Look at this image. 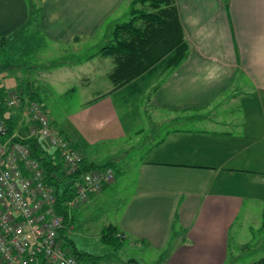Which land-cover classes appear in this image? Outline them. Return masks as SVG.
<instances>
[{"label": "crops", "instance_id": "crops-1", "mask_svg": "<svg viewBox=\"0 0 264 264\" xmlns=\"http://www.w3.org/2000/svg\"><path fill=\"white\" fill-rule=\"evenodd\" d=\"M29 1L34 10L28 0H0V48L32 29L35 50L68 48L74 63L86 66L91 58L78 56L83 43L131 0ZM175 4L188 44L183 62L173 71L158 65L119 89L111 84L95 92L99 100L129 88V98L140 96L138 82H147L159 68L161 80L149 93V105L134 111L125 101L121 117L111 103L85 109L90 115L82 129L106 130L102 141L123 140L113 156L118 177L87 203L105 205L106 225L125 240L162 251V264H237L235 253L249 250L252 234L240 219L264 208V0ZM106 60L101 57L95 68L107 66ZM71 74L87 83L93 73L72 68ZM2 83L4 94L23 90L28 100H37L32 83ZM132 110L138 115L130 116ZM4 117H11L13 134L23 136L32 126L25 105ZM260 220L262 231L264 214Z\"/></svg>", "mask_w": 264, "mask_h": 264}, {"label": "rangeland", "instance_id": "rangeland-1", "mask_svg": "<svg viewBox=\"0 0 264 264\" xmlns=\"http://www.w3.org/2000/svg\"><path fill=\"white\" fill-rule=\"evenodd\" d=\"M126 3L118 11L115 18L109 20L100 28L91 41L86 42V44L83 43L84 45L78 56L85 55L87 58H91L86 66H79L76 62L74 63L72 53L68 48L64 51L51 50L49 47L46 51L42 49L35 50L36 38L32 33V29L15 37L9 42L8 47L0 48V69H4L0 70V82L3 81L2 84L6 87L10 84L14 85L17 80L22 84L32 83L34 88L37 89V100L45 108L49 120L55 121L56 130L63 132L61 135L72 144L77 143L82 150L81 152H85L92 162L98 164L113 160L114 152L120 150L123 140L102 141L100 139L106 130H95L97 131L95 132L87 128L82 129V125H80L82 119L90 115L89 111H85L86 107L105 106L106 103H111L116 108L118 114L116 115L121 117L124 102L130 101L137 107L133 110L138 109L140 111V107L149 105V93L161 80V71L158 68L148 78L147 82L145 80L144 82H138L143 90L140 96L129 98L125 91L130 88L117 97L110 96L99 100L95 96L97 90L104 92L107 88H111V83L105 76L106 70H109L108 61L111 58L108 57V60H106L107 66L100 67V69L95 68V66L101 58L99 56L100 49L110 43L113 28L128 22L131 18L129 3ZM107 27L110 28V31ZM50 52L52 53L51 57ZM47 62L49 64L45 65ZM72 68H87L93 74L87 75V83H84L79 81V76L71 74ZM2 75L4 79H1ZM119 107L121 108L119 109ZM133 110L130 116L135 117L138 113L133 114ZM147 116L148 113L141 114L142 123H147ZM100 126L102 127L103 124ZM122 133L123 130L119 131V137H122ZM103 206L101 202L92 201L91 203L78 204L72 209L73 229L70 238L76 251L93 256L105 255L100 261H89L88 264H162L160 258V255H163L162 251L152 247L149 248L146 245H135L128 240H124L123 248L117 252L103 246L100 243V231L110 218L108 211ZM263 214L264 208L262 210L258 206L254 209L253 216L250 219H240V223L244 222V224L251 225V227L246 228L252 234L249 236V250L235 253L238 255L237 264H252L264 257V229L260 230V219Z\"/></svg>", "mask_w": 264, "mask_h": 264}, {"label": "built area", "instance_id": "built-area-1", "mask_svg": "<svg viewBox=\"0 0 264 264\" xmlns=\"http://www.w3.org/2000/svg\"><path fill=\"white\" fill-rule=\"evenodd\" d=\"M26 107L32 123L28 133L7 136L0 117V264H87L64 250L61 231L64 220L55 210L53 189L46 185L41 163L32 158L22 142L39 139L56 150L69 173L76 171L82 154L73 149L49 120L43 107L28 100L23 90L0 95V110ZM111 169L84 173L76 185L68 210L86 201L89 193L100 192L111 183Z\"/></svg>", "mask_w": 264, "mask_h": 264}, {"label": "trees", "instance_id": "trees-1", "mask_svg": "<svg viewBox=\"0 0 264 264\" xmlns=\"http://www.w3.org/2000/svg\"><path fill=\"white\" fill-rule=\"evenodd\" d=\"M28 3L34 10L33 1L28 0ZM129 13L131 17L129 21L115 26L111 32L110 43L99 51L101 57L112 59L113 67L108 73V79L113 90L153 71L158 64L165 71H173L188 53V44L178 19L175 0H131ZM4 42L5 39H2L1 44L4 45ZM2 94L3 92H0V95ZM30 98L37 102L35 97ZM6 112L7 110L1 109L0 117L7 126V136H11L15 127L11 124V117L5 119ZM68 142L73 149L79 151L70 141ZM22 143L30 149L32 158L41 163L45 183L53 189L56 200L55 210L63 217L65 225L61 231L64 250L85 263L100 261L105 255L93 256L76 251L70 238L73 229L72 209L69 211L66 204L75 196L76 185L82 182L84 173L108 168L114 174V181L118 177L114 171L116 161L113 159L105 164L89 162L79 151L82 160L77 163L76 171L69 173L59 153L43 141L34 138ZM111 183L102 184L100 192ZM100 192L89 193L83 203H87L92 196ZM124 240L123 234L113 225H106L100 231V243L115 252L123 248ZM253 264H264V257Z\"/></svg>", "mask_w": 264, "mask_h": 264}]
</instances>
